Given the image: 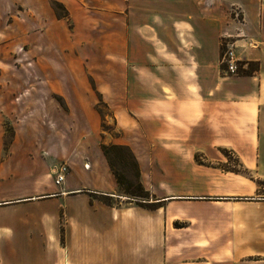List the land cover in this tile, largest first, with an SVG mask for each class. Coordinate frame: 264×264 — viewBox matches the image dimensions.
Here are the masks:
<instances>
[{
	"label": "crops",
	"instance_id": "0c3cea01",
	"mask_svg": "<svg viewBox=\"0 0 264 264\" xmlns=\"http://www.w3.org/2000/svg\"><path fill=\"white\" fill-rule=\"evenodd\" d=\"M57 1L70 25L47 0L29 5L24 81L0 84L1 97L3 90L10 94L5 115L16 122L0 160V217L12 216L0 219V232L22 234L19 244L0 236V252L17 264H52L35 259L58 255L50 228L39 224L57 217L61 264H98L99 249L106 264H116L118 251L146 248L148 230L145 210L127 207L136 201L120 195L101 152L96 92L120 132L116 144L134 155L146 190L153 179L202 184L203 176L178 168L216 146L233 150L244 167L264 169V0ZM232 4L242 10L251 43L235 42L236 57L246 61L242 69L255 65L248 74L221 72L220 37L236 27ZM61 162L69 172L56 185L53 170ZM148 191L166 204L237 201L221 189ZM49 205L55 208L46 211Z\"/></svg>",
	"mask_w": 264,
	"mask_h": 264
},
{
	"label": "rangeland",
	"instance_id": "374dc122",
	"mask_svg": "<svg viewBox=\"0 0 264 264\" xmlns=\"http://www.w3.org/2000/svg\"><path fill=\"white\" fill-rule=\"evenodd\" d=\"M37 1L0 0V84L9 85L12 81L16 83L24 81L25 72L20 66L22 63L25 66L28 64L25 57L22 58L25 55V39L28 32L27 12L28 6L37 4ZM47 1L52 8L50 0ZM83 1L91 3L96 0ZM63 7L67 10L64 5ZM57 12L63 13V10L59 7ZM229 12L230 7H228V14ZM66 20L70 25L69 12ZM235 30L236 27L234 32ZM240 39L239 37L231 38L234 41ZM13 51L18 53L19 57L14 56ZM240 62L244 64L246 61L243 59L238 61ZM220 67L223 74H231L225 72V67L221 63V55ZM3 91L2 97L0 92V160L8 153L16 124L15 121L6 117V115L10 116L11 102L8 98L9 89ZM1 100H4L3 104ZM100 100L96 97V105L100 110V113L98 112L100 115L98 133L101 136V142L116 144L120 132L114 124L111 111L103 103L101 97ZM101 123L104 124L105 131L101 130ZM185 155L188 156V154ZM191 155L194 163L178 169H181V172H192L197 176H203L205 179L202 184H196L189 179L170 183L153 179L148 190L162 192L221 189L235 194L231 196L237 201L212 203L207 200L217 198L206 197L204 199L207 200L179 199L166 204L156 203L157 199L154 194H150L148 200L138 198L140 203L132 202L127 207L145 210L148 230L147 246L141 249L126 248L118 251L115 253L116 264H264V201L245 199L264 197V169L244 167L238 155L224 146L212 147L208 152H197ZM111 158L113 171L121 181L124 184H135V173L129 154L126 151L117 155L112 153ZM118 189L120 195L135 200V198L126 196L119 187ZM99 197L94 195L96 199ZM111 202L114 205H120V202L114 199ZM54 208L49 205L44 209L50 211ZM11 217L10 214H5L0 219L8 220ZM39 224L50 228L49 240L53 245L51 249L58 255L52 259L39 255L35 260L38 263L50 260L52 264H61L62 246L59 241L60 235L62 240L63 230L59 219L55 217L52 220L41 221ZM154 226L157 228L155 229ZM11 235L16 237L15 243L19 244L17 237L19 238L22 234L0 232V236ZM102 252L103 250L99 249L93 261L106 264V254ZM16 259L11 254L0 252L1 264H17Z\"/></svg>",
	"mask_w": 264,
	"mask_h": 264
},
{
	"label": "trees",
	"instance_id": "16d2710c",
	"mask_svg": "<svg viewBox=\"0 0 264 264\" xmlns=\"http://www.w3.org/2000/svg\"><path fill=\"white\" fill-rule=\"evenodd\" d=\"M50 4H51L57 18L68 19V12H67V10L64 9L63 5L60 2H58L57 0H50ZM59 7L63 10V13L57 12V9H59ZM242 64L243 63H241V62L238 63V72L244 73V74L250 73V70H252L253 66H255L254 63H248L249 64V70L246 71V70L242 69V67H241ZM96 94L98 96L99 101H101L100 95L97 92H96ZM95 108L100 113V110L97 107V105ZM100 127H101L102 131H105L103 123L100 124ZM100 149H101V152H102L103 156L105 157V159L108 163V166H109V168H110V170H111V172L115 178V181H116L118 187L122 190V192L124 194H126V196H128V197L135 198V201L137 203H140L137 200L138 198L148 200V198L150 197V192L144 188V186L142 185V183L140 181L138 164L136 162L134 155L130 151V149L125 145L105 144L102 142L100 143ZM123 151H126L129 154L130 160L132 161V165H133L134 173H135L134 176L136 179L135 184H132V183L131 184L130 183L124 184L121 181V179L118 177V175L113 171V167H112L113 163H112V158H111L112 153H114V155H117ZM97 199L100 200L102 203L108 205V206H114V204L111 202V200H113L111 197L100 195V197ZM156 203H159V202H156ZM156 203H153V204H156Z\"/></svg>",
	"mask_w": 264,
	"mask_h": 264
},
{
	"label": "built area",
	"instance_id": "2783aa9c",
	"mask_svg": "<svg viewBox=\"0 0 264 264\" xmlns=\"http://www.w3.org/2000/svg\"><path fill=\"white\" fill-rule=\"evenodd\" d=\"M230 20L236 25V33L228 34L223 33L220 37V48H221V63L225 67V72L235 74L238 70L239 59L235 55V42L231 40L233 37H239L241 40H245V45H251L249 43L242 31V27L245 25L244 17L241 8L238 5L230 6ZM88 164L84 165V168L88 169ZM69 172V166L67 162H61L53 170L54 183L56 185H62L65 182L66 175Z\"/></svg>",
	"mask_w": 264,
	"mask_h": 264
},
{
	"label": "water",
	"instance_id": "95a60500",
	"mask_svg": "<svg viewBox=\"0 0 264 264\" xmlns=\"http://www.w3.org/2000/svg\"><path fill=\"white\" fill-rule=\"evenodd\" d=\"M245 199L264 201V197H251V198H245Z\"/></svg>",
	"mask_w": 264,
	"mask_h": 264
}]
</instances>
